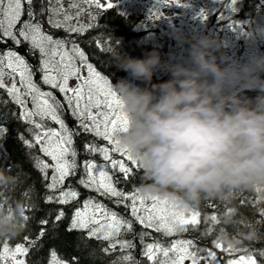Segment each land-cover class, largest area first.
Segmentation results:
<instances>
[{"label": "trees", "instance_id": "trees-1", "mask_svg": "<svg viewBox=\"0 0 264 264\" xmlns=\"http://www.w3.org/2000/svg\"><path fill=\"white\" fill-rule=\"evenodd\" d=\"M70 3H78L81 8L85 9L78 18V24L91 25V27H86L85 31L79 33L69 32L66 28L53 27L48 23L49 16L52 15L48 10V0H33L31 6L25 5V12L27 13L31 8L36 13V20L42 25V31L51 35L53 39L65 40L66 47L69 49L72 44H76L96 71L107 77L113 84L121 79H131L127 72L115 64L114 56L117 51L124 56L142 58L153 50H158L160 53L167 52L170 43L172 45L180 44L173 34L171 36L161 35L162 44L160 47L147 42L149 29L143 25L144 15L140 9H128L122 4H113V7L110 8L107 6L96 7L95 5H85L83 0H62L63 6L73 9L70 8ZM222 4V7H218L205 19L203 33L218 35L223 41H225L224 30L229 22H239L249 29L255 23L256 18L264 16V0H237V4L231 6V9L229 8L231 0H223ZM42 6L45 9L43 13H41ZM233 7L236 11H233ZM230 11L232 15L227 18L226 15ZM27 18V15L23 17V19ZM185 34L190 35L191 33ZM243 42L244 36H241L238 54L241 53L244 46ZM259 42L260 51L264 52V38H259ZM182 45L184 48L187 47L186 44ZM9 49L16 51L25 59L32 70L34 82L42 90L53 92L56 99L64 105L58 110L74 133L72 147L77 153L75 157L77 168L75 175L66 178L61 188L53 190L47 187L51 182L52 170L49 169L45 176L37 166V161L45 159L51 163V160L40 152L38 145L29 146L25 142L33 139L32 133L29 131L33 126L22 119L23 109L20 105L5 89H0V169L17 178L14 185L0 186V210H3L7 205L8 212L11 213L12 202L21 201L24 204L25 220L24 230L15 237L0 238V246L7 243L14 248L17 244H24L29 249L27 255L22 257L26 264H50L52 252H55L57 258L64 261L65 264H117L123 255H130L132 260L120 262V264H152L142 254L144 245L147 243L159 241L164 246H168L176 240H193L198 248H212V242L223 233L225 246L232 244L237 249H247L256 254L259 264H264V258L259 255L264 252V187L246 190L237 195L234 201L235 207L238 208L236 224L226 225L224 223V217L232 211L233 205L219 199H205L198 205L188 208L191 212H199L200 215L199 223L186 225V231H178L168 236L163 232H156L155 229L144 227L131 216L129 209L124 204L116 202L119 198L101 195L94 189L79 183L82 178H85L84 161L94 160L97 164L105 163L99 152H87L84 145L92 143L97 147H107L109 146L108 142L103 137L80 129L78 118L72 115L66 102L59 98V91L43 83L42 72L39 70L41 53L38 49H33L27 41L16 45L12 40L7 39L5 43L0 44V53ZM223 50L226 52V45ZM5 71L8 70L5 69ZM7 78L11 77L6 75L5 79ZM169 78L167 72L158 71L153 76L152 83H160ZM18 79L17 77V81ZM134 83L145 86V82L142 81L137 80ZM29 104L31 105L30 102ZM44 122L50 124L49 120ZM112 155L114 159H125L126 164L133 169L128 177H124L118 170H110L113 183L118 190L131 193L136 189H141L142 195L147 194L142 189V185L145 183L142 167L127 161L126 157H122L119 153ZM68 188L77 191L78 197L67 204L58 203L55 197L59 196L61 189ZM157 194L162 195L163 193ZM48 196H53L54 199L49 201ZM89 199L103 204L110 211L130 220L132 222L131 230L121 228L118 236L104 240L98 236H89V229L72 228L75 211L82 208L84 202ZM60 211H63L64 216L57 220L56 217ZM212 215L218 217L220 221L218 224L209 219ZM44 220H47L48 223L43 224ZM246 221L257 226L259 236L256 240H247L244 237L247 230L244 226ZM91 227L93 225L89 226V228ZM42 231L43 235H40ZM226 233L238 242L233 244L225 240ZM116 240L129 241L133 247L124 250L117 245L115 249H109V245L115 243ZM28 241L33 243L29 245ZM105 249H109V251L106 252ZM213 250L216 251L221 264H226L227 260L237 259L246 254L238 251L234 255H229L219 249L213 248Z\"/></svg>", "mask_w": 264, "mask_h": 264}, {"label": "clouds", "instance_id": "clouds-1", "mask_svg": "<svg viewBox=\"0 0 264 264\" xmlns=\"http://www.w3.org/2000/svg\"><path fill=\"white\" fill-rule=\"evenodd\" d=\"M173 36L187 45L186 58L162 60L158 50L142 58L116 52L115 64L131 77L110 81L128 119L117 137L141 164L145 192L167 194L182 208L219 199L233 205L224 217L233 225L237 195L264 187V52L239 61L223 50L226 42L218 35L174 30ZM158 71L170 78L152 83ZM16 179L0 169V186ZM11 208L0 210V238L24 230L23 202L13 201ZM244 226V237L256 240L257 226ZM225 240L238 242L228 233Z\"/></svg>", "mask_w": 264, "mask_h": 264}, {"label": "snow or ice", "instance_id": "snow-or-ice-1", "mask_svg": "<svg viewBox=\"0 0 264 264\" xmlns=\"http://www.w3.org/2000/svg\"><path fill=\"white\" fill-rule=\"evenodd\" d=\"M48 2V10L52 13L48 23L53 27L66 28L72 33L83 32L86 27H91V25L70 23L74 18L78 20L81 13L85 11L78 3H70V8L76 9L74 17L63 7L62 0H54V2L48 0ZM83 3L89 6L104 7L100 0H83ZM32 4L33 0H0V44L5 43L7 39L12 40L16 45L27 41L33 49H38L41 53L39 70L42 72L43 83L53 89H58L63 94L72 115L79 120L80 129L103 137L108 142L107 147H97L92 143L84 145L87 152H99L105 163L97 164L94 160L84 161L85 178H82L79 183L94 189L101 195L119 198L116 202L124 204L139 224L155 229L156 232H163L170 236L178 231H186L185 226L188 224H198L199 212L193 211L191 218H186L185 213L189 209L180 207L167 194L142 195L141 189H136L131 193L118 190L113 183L110 170H118L124 177H128L133 169L126 164L125 159H114L113 153H121L127 161L142 167L131 155L130 150L120 145L117 137V133L126 128L128 124L127 116L122 110V101L111 87L108 78L102 76L91 63L87 62L84 52L76 44H72L69 49L66 47L65 40L53 39L51 35L42 31L41 23L36 20V13L31 8L27 13L25 12V5L31 6ZM236 4L237 0H231L230 7ZM107 7H113V4L108 3ZM44 11L42 6L41 13ZM233 11H236L234 7ZM60 14H63L62 20L54 18ZM25 15L28 16L27 19H23ZM204 18L207 19L206 16ZM77 59L80 61L79 66ZM82 68L87 69L86 76L82 74ZM5 69L8 71L6 72ZM6 75L11 77L10 86L5 83ZM73 77L79 83L75 87H70L69 80ZM0 89H5L20 105L23 109L22 119L33 126L29 129L33 139L25 142L29 146L38 145L40 152L51 160V163L45 159L37 161V166L45 176L49 169L52 170L51 182L47 187L53 190L61 188L66 178L75 175L77 168L75 159L77 153L72 147L74 133L69 130L58 114V109L63 108L64 105L56 99L53 92L42 90L34 82L28 63L11 49L0 53ZM29 102L32 105L31 108L28 107ZM45 120L54 121L59 127H46ZM78 195L79 193L72 188L61 189L59 196L55 199L60 204H67L76 199ZM47 199L51 201L54 197L48 196ZM146 200H150L151 203H146ZM63 216V211H60L56 219L60 220ZM209 219L217 224L220 222L216 215L210 216ZM42 223L47 224L48 221L44 220ZM90 225L93 227L89 228ZM71 227L89 229V236L110 240L119 235L121 228L131 230L132 222L110 211L103 204L89 199L84 202L82 208L75 211ZM40 235H43V231ZM28 243L31 245L33 242L28 241ZM212 244V248H198L193 240H176L168 246H164L159 241H153L144 245L142 254L152 264H185V261H189V264H221L216 251L213 250L215 248L229 255H234L238 251L246 253L237 259L227 260L226 264H259L256 254L247 249H237L232 244L225 246L223 233ZM117 245L124 250L133 247L129 241L116 240L115 243L109 245V249H115ZM28 250L24 244H17L12 248L5 243L0 246V264H8L9 260L11 264H26L22 257L27 255ZM259 255L264 258V252ZM51 257L50 264H65L57 258L55 252L51 253ZM131 260L130 255H123L120 258V262Z\"/></svg>", "mask_w": 264, "mask_h": 264}, {"label": "rangeland", "instance_id": "rangeland-1", "mask_svg": "<svg viewBox=\"0 0 264 264\" xmlns=\"http://www.w3.org/2000/svg\"><path fill=\"white\" fill-rule=\"evenodd\" d=\"M223 0H100V3L107 6L108 3L112 4H122L128 9L137 8L143 12V25L146 29H149L147 35V42L153 44L154 46H161L160 36L167 34L171 36L174 30H181L184 33H203L205 28V16L209 17L218 7H222ZM75 17L76 10L69 9L63 6ZM231 9V7H229ZM203 9V12H201ZM232 15L231 11L226 15L227 18ZM55 19L62 20L63 14L55 16ZM79 23L77 19H73L70 23ZM264 28V16H259L255 19V23L249 29L243 24L232 21L229 22L224 30L225 42H226V52L229 57L243 61L247 56L254 50L260 51L259 38H264V35L260 34V29ZM247 29V30H246ZM244 36L243 48L241 53H239V38ZM183 45L180 43L178 45H168V51L160 53L162 60L173 58H186V53L183 52ZM58 59V57H57ZM88 62V61H87ZM89 63V62H88ZM77 65H80V61L77 59ZM83 75H87V69H81ZM5 83L9 86L11 85V78L5 79ZM79 81L74 77L69 80V86L75 87ZM58 90V89H57ZM59 98L65 101L63 94L59 92ZM66 102V101H65ZM31 108L32 105L28 104ZM95 111V109H94ZM58 114L62 117L60 111ZM65 121V120H64ZM54 121L49 120L51 124ZM46 127L58 128L59 125L48 124L44 122ZM67 125V123L65 122ZM68 127V125H67ZM69 128V127H68ZM70 130V128H69ZM121 154V153H119ZM160 195V194H155ZM146 203H151L150 200H146ZM191 211L185 213L186 218H191ZM99 216V213L97 214ZM20 258V257H18ZM11 264V261H8ZM185 264H189V261H185Z\"/></svg>", "mask_w": 264, "mask_h": 264}]
</instances>
